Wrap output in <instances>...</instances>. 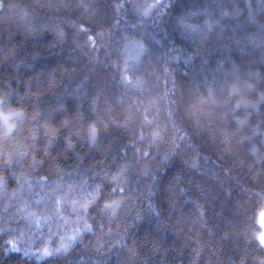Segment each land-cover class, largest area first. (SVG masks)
<instances>
[{
    "label": "trees",
    "instance_id": "obj_1",
    "mask_svg": "<svg viewBox=\"0 0 264 264\" xmlns=\"http://www.w3.org/2000/svg\"><path fill=\"white\" fill-rule=\"evenodd\" d=\"M261 210L264 0H0V264H264Z\"/></svg>",
    "mask_w": 264,
    "mask_h": 264
},
{
    "label": "rangeland",
    "instance_id": "obj_2",
    "mask_svg": "<svg viewBox=\"0 0 264 264\" xmlns=\"http://www.w3.org/2000/svg\"><path fill=\"white\" fill-rule=\"evenodd\" d=\"M257 221L260 226V232L258 235V239L261 242L262 239H264V210L259 211L257 216ZM262 243V242H261ZM264 245V243H262Z\"/></svg>",
    "mask_w": 264,
    "mask_h": 264
},
{
    "label": "snow or ice",
    "instance_id": "obj_3",
    "mask_svg": "<svg viewBox=\"0 0 264 264\" xmlns=\"http://www.w3.org/2000/svg\"><path fill=\"white\" fill-rule=\"evenodd\" d=\"M139 47L142 48L143 45H139ZM92 132H93V134H95V129H94V128L92 129ZM85 226H86V225H85ZM74 236H75V233L71 234V235L67 238V241L65 242V244H64L63 246L66 247V246H67V243H70L71 240L74 238ZM258 238H259V237H258ZM261 242L264 243V239H262ZM44 253H45V254L48 253V249H47V248L44 249Z\"/></svg>",
    "mask_w": 264,
    "mask_h": 264
}]
</instances>
